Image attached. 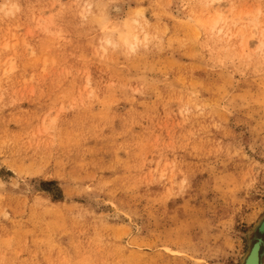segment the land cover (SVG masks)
Returning <instances> with one entry per match:
<instances>
[{
	"label": "rangeland",
	"instance_id": "rangeland-1",
	"mask_svg": "<svg viewBox=\"0 0 264 264\" xmlns=\"http://www.w3.org/2000/svg\"><path fill=\"white\" fill-rule=\"evenodd\" d=\"M210 1L0 0V264H241L264 0Z\"/></svg>",
	"mask_w": 264,
	"mask_h": 264
},
{
	"label": "water",
	"instance_id": "water-1",
	"mask_svg": "<svg viewBox=\"0 0 264 264\" xmlns=\"http://www.w3.org/2000/svg\"><path fill=\"white\" fill-rule=\"evenodd\" d=\"M263 224H264V219H263ZM263 224L260 226L259 233H263L262 232ZM252 256H253V259H250ZM256 257H257V259H256ZM241 264H259V247H258V245L255 244L252 247V249L245 255Z\"/></svg>",
	"mask_w": 264,
	"mask_h": 264
},
{
	"label": "flooded vegetation",
	"instance_id": "flooded-vegetation-1",
	"mask_svg": "<svg viewBox=\"0 0 264 264\" xmlns=\"http://www.w3.org/2000/svg\"><path fill=\"white\" fill-rule=\"evenodd\" d=\"M251 237L255 239V242H253L251 244V248L250 250L252 249V247L255 245V244H258L259 245V257H260V264H264V234L262 235H259L258 232H257V229L254 230V232L251 234ZM249 250V251H250Z\"/></svg>",
	"mask_w": 264,
	"mask_h": 264
},
{
	"label": "bare ground",
	"instance_id": "bare-ground-1",
	"mask_svg": "<svg viewBox=\"0 0 264 264\" xmlns=\"http://www.w3.org/2000/svg\"><path fill=\"white\" fill-rule=\"evenodd\" d=\"M210 2L213 3V2H216V0H211ZM216 17L219 19V16L216 15ZM215 25H216V24H214V26H215ZM262 224H263V221H261V222L257 225V228H256V229H257V232H258L259 235L264 234V224H263V227H262V228H263V229H262V232H263V233H259V229H260V226H261ZM256 245H258V244H256ZM258 247H259V245H258ZM259 251H260V249H259ZM256 254H257V253H256ZM257 255H258V254H257ZM250 259H253V256H252ZM256 259H257V257H256ZM257 262H258V261H257ZM259 264H260V257H259Z\"/></svg>",
	"mask_w": 264,
	"mask_h": 264
}]
</instances>
